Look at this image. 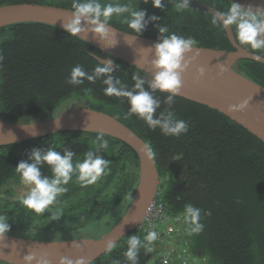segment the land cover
<instances>
[{
	"label": "trees",
	"instance_id": "obj_1",
	"mask_svg": "<svg viewBox=\"0 0 264 264\" xmlns=\"http://www.w3.org/2000/svg\"><path fill=\"white\" fill-rule=\"evenodd\" d=\"M25 1L67 10L72 3V0H0V7ZM196 1L216 11H227L230 6V0ZM131 3H137L138 9L145 10L148 16L160 18L149 23L140 37L157 41L156 25L159 24L167 26L169 33L194 38L198 48L234 51L224 29L211 23L209 13L191 5L183 12H176L168 0H163L160 9L153 8L151 0L148 3L131 0ZM110 26L125 33L130 31L115 17ZM231 30L234 35V26ZM0 34H5V38L0 39V56L3 57L0 62V119L17 124L27 123V118L34 122L49 120L54 118V113L58 115L68 110L67 106L62 108L63 105L75 107L78 100L85 98L84 89H91L87 93L91 100L89 109L113 117L144 143H150L156 152L159 181L154 206L170 220L178 219L180 228L177 229L183 241L180 250L189 257L204 259V264H264V143L261 140L204 105L175 97V103L168 109L163 103L167 93L157 92L155 95L161 101L157 114L171 110L189 126L179 137L164 136L159 129H150L136 116L125 119L127 103L123 102L124 98L106 96L102 78L95 83L87 80L81 85L67 83L76 65L92 72L99 63L92 55L111 58L118 66L114 75L129 87L134 85V74L144 75L140 70L50 25L18 23L1 28ZM233 68L264 89L263 64L241 59ZM97 135L59 131L0 146V215L8 217L10 230L7 234L36 240L67 239L64 236L100 219L130 193L133 195L138 181V156L124 142L105 135L109 147L98 153L111 161L105 174L87 186H82L74 174L66 185L67 192L43 212L27 209L20 200L10 198L12 193L4 189L10 182L22 183L15 167L28 158L33 148L54 147L61 153L68 148L76 153L74 161L82 160L86 151L94 149L92 141ZM42 174L51 175L47 166L42 167ZM187 203L201 209L203 230L200 233L186 231L184 206ZM208 212L211 214L206 215ZM54 215L55 221L51 220ZM159 226L155 229L158 239L151 243L152 250L141 248L139 264H146L160 249L178 256L174 249L165 246L175 232L167 236L163 226L162 231H158ZM149 231L138 226L120 239L111 252L107 251L90 264H113L116 260L127 264L123 255L127 237L137 234L143 240Z\"/></svg>",
	"mask_w": 264,
	"mask_h": 264
},
{
	"label": "clouds",
	"instance_id": "obj_2",
	"mask_svg": "<svg viewBox=\"0 0 264 264\" xmlns=\"http://www.w3.org/2000/svg\"><path fill=\"white\" fill-rule=\"evenodd\" d=\"M148 3L149 0H143ZM163 0H151L153 8L160 9ZM172 3L176 12H183L188 9L190 0H168ZM70 18L63 22V30L73 38H79L81 34L87 33L104 48H113L117 45L116 34L118 33L110 26L113 17L120 23L127 26L130 30L124 34L126 41L131 44L146 29L149 23L159 21V17L148 16L145 10H140L137 3L133 5L131 0L121 3L120 0H72L71 9L68 11ZM147 17V19H146ZM211 23L223 29H232L234 26V40L237 47L252 53V58L257 62L264 61V7L244 6L239 3L231 2L227 11H216L212 16ZM158 39L150 48L152 60L150 61L151 78L146 79L144 75L134 74L132 80L134 85L129 87L122 83L114 75V61L111 58L100 59L102 66H97L91 73L87 72L83 66L76 65L71 71L67 83L71 85H81L85 80L95 83L102 78L104 94L106 96L124 98L123 102L128 105L125 119L132 116L144 121L152 130L159 129L164 136L179 137L188 131L186 121L176 117L171 110L175 103V97L181 92L183 87V75L189 69L192 59L199 53L198 42L192 37L178 35L175 32L169 33L167 26L156 25ZM189 53L191 57L187 58ZM3 57L0 56V62ZM219 62L215 65L217 76H222L226 72L225 64ZM228 70V69H227ZM206 74L205 67H198L195 70V79L200 80ZM91 89H84L85 100L87 93ZM167 93L163 103L168 109L160 111L161 101L155 93ZM248 104V100L240 102L238 105L229 106V110L235 107L243 108ZM55 120H58L55 119ZM27 123L20 124L25 129H32L30 135H36L34 131L35 122L27 118ZM93 150H88L83 154L82 160H75L76 153L68 148L63 152L57 151L54 147L33 148L26 160H21L15 167L23 184L28 186V190L23 194L20 203L27 209L41 213L49 206L57 203L58 197L67 192L66 185L72 180L73 175L82 182V186L95 183L106 170H108L111 161L105 159L98 153L109 147V142L104 138L103 133H99L92 141ZM144 156L148 161L155 162L156 152L150 145H143ZM47 166L51 175L42 174V167ZM131 200V193L128 197ZM154 203V202H153ZM210 215L211 213H205ZM184 217L187 225L188 234L200 233L203 225L200 223L201 209L191 203L184 206ZM51 220H57L54 215ZM10 230L7 215H0V240ZM158 239L155 231H149L143 240L140 236L132 235L127 237L126 251L123 253L127 264H139L138 257L141 248L151 251V243ZM73 245L79 248V245L73 240ZM115 247V242L109 240L106 244V250L111 252ZM13 253L15 245L12 246ZM11 255V254H9ZM5 259H0V264H5ZM22 264H51L46 255H37L29 251L21 257ZM169 262V261H168ZM58 264H88L84 257L73 259L70 256H62ZM113 264H121L119 260Z\"/></svg>",
	"mask_w": 264,
	"mask_h": 264
},
{
	"label": "water",
	"instance_id": "obj_3",
	"mask_svg": "<svg viewBox=\"0 0 264 264\" xmlns=\"http://www.w3.org/2000/svg\"><path fill=\"white\" fill-rule=\"evenodd\" d=\"M190 5L212 16L216 12L196 0H190ZM68 11L70 10L32 4L29 1L19 5L3 6L0 7V29L18 23H41L63 30V22L70 18ZM112 28L118 32L116 34L117 45L113 48L102 47L91 34L83 33L79 39L114 59H119L144 74L147 73L145 78L150 80L152 75L150 61L153 56L148 48L156 41L138 36L129 44L124 36L128 33ZM224 31L234 51L199 48V53L193 57L189 69L183 75V87L177 97L218 111L264 143V89L237 73L233 68L238 60H256L252 58V53L237 47L231 29H224ZM191 55L192 53H189L186 59ZM92 57L102 64V60L98 57L94 55ZM225 61L227 62L224 65L226 72L222 76H217L215 65ZM258 63L264 65V61ZM198 67L206 68V74L200 80L195 79V70ZM244 100H248L245 107H235L229 110L230 105H238ZM57 118L58 120H55ZM30 131L33 130L0 119V146L56 134L59 131L103 133L105 136L124 142L138 156V181L131 203L122 218L102 237L98 239L36 240L6 234L4 239L0 240V259H5L6 264H22L21 257L29 251L38 256L46 255L51 264H58L62 256H70L73 259L84 257L90 264L107 252L106 244L109 240L116 244L143 222L157 195L159 175L155 162L146 159L143 150L145 143L134 132L113 117L89 108H71L52 119L35 122L34 131L37 134L30 135ZM73 240L79 248L73 245ZM13 245H15L14 253Z\"/></svg>",
	"mask_w": 264,
	"mask_h": 264
},
{
	"label": "rangeland",
	"instance_id": "obj_4",
	"mask_svg": "<svg viewBox=\"0 0 264 264\" xmlns=\"http://www.w3.org/2000/svg\"><path fill=\"white\" fill-rule=\"evenodd\" d=\"M231 2L234 3H239L241 5L244 6H248L251 5L253 7H264V0H231ZM5 38V34H0V39L1 38ZM90 99L87 98L85 100V98L80 99L77 101L76 106L77 108H89L90 107ZM65 106L68 107V110L71 108H75V107H71L68 106V104L63 105L62 108H65ZM66 109H64L62 112H60L58 115L66 112ZM56 113L53 114L54 117L58 116ZM5 190H9L12 195L10 198H12L13 200H20L19 197H21L23 194H25L28 190V186L23 184V183H15V182H10L8 185H6L4 187ZM134 193V192H133ZM133 196V195H132ZM132 196H131V200H132ZM131 200L127 197L125 198L122 202H120L115 208H113L109 213H107L106 215H104L103 217H101L100 219L92 222L91 224L85 226L84 228L77 230L75 232H72L66 236H64L67 239H98L100 237H102L103 235H105L106 233H108L113 226H115V224L122 218V216L124 215V213L126 212L127 208L129 207ZM144 223L142 222L141 225H143ZM147 227H145L146 229ZM180 228V226L178 225V229ZM162 227L159 226L158 227V231L161 232L162 231ZM148 230V228H147ZM168 235L171 233H167ZM180 232L179 230H177V232L174 233V235L172 236L173 239L166 241L165 242V246L166 249H174L176 252V255H180L182 256L183 259L177 258L178 256H175L173 253H171L169 250H163L160 249L158 252L152 254L149 258V260L147 261L146 264H161V260L163 258H166L169 262L168 264H204L205 261L204 259H198V258H193V257H189L187 255V253H183L179 246L182 245L183 241L181 240V235H179ZM184 258H186V260H184Z\"/></svg>",
	"mask_w": 264,
	"mask_h": 264
},
{
	"label": "built area",
	"instance_id": "obj_5",
	"mask_svg": "<svg viewBox=\"0 0 264 264\" xmlns=\"http://www.w3.org/2000/svg\"><path fill=\"white\" fill-rule=\"evenodd\" d=\"M177 222L178 219H171L169 217L164 216L163 213H161L160 209L154 206V203L149 207L146 216L143 220V225H139L142 226L143 228H145V225L148 229H150L151 231H155L157 232L156 227L161 225L165 228L167 233H174L177 232ZM167 236L171 235V234H167ZM161 264H168V260L166 258H163L161 260Z\"/></svg>",
	"mask_w": 264,
	"mask_h": 264
}]
</instances>
